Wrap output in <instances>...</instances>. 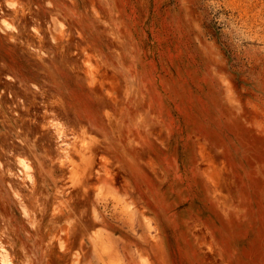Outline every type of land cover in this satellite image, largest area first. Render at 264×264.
I'll list each match as a JSON object with an SVG mask.
<instances>
[{
  "label": "rangeland",
  "instance_id": "rangeland-1",
  "mask_svg": "<svg viewBox=\"0 0 264 264\" xmlns=\"http://www.w3.org/2000/svg\"><path fill=\"white\" fill-rule=\"evenodd\" d=\"M0 264H264V0H0Z\"/></svg>",
  "mask_w": 264,
  "mask_h": 264
},
{
  "label": "bare ground",
  "instance_id": "bare-ground-1",
  "mask_svg": "<svg viewBox=\"0 0 264 264\" xmlns=\"http://www.w3.org/2000/svg\"><path fill=\"white\" fill-rule=\"evenodd\" d=\"M77 153V152H76ZM80 154V153H79ZM81 161V160H80Z\"/></svg>",
  "mask_w": 264,
  "mask_h": 264
},
{
  "label": "clouds",
  "instance_id": "clouds-1",
  "mask_svg": "<svg viewBox=\"0 0 264 264\" xmlns=\"http://www.w3.org/2000/svg\"><path fill=\"white\" fill-rule=\"evenodd\" d=\"M10 6H12V5H10Z\"/></svg>",
  "mask_w": 264,
  "mask_h": 264
}]
</instances>
